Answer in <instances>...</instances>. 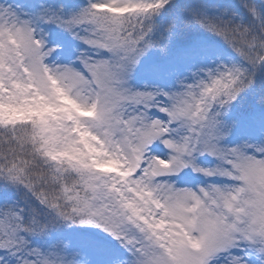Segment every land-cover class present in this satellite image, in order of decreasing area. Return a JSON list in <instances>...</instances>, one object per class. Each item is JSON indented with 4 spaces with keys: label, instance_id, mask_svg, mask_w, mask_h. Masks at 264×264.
Instances as JSON below:
<instances>
[{
    "label": "snow or ice",
    "instance_id": "6c2138e0",
    "mask_svg": "<svg viewBox=\"0 0 264 264\" xmlns=\"http://www.w3.org/2000/svg\"><path fill=\"white\" fill-rule=\"evenodd\" d=\"M0 264H264V0H0Z\"/></svg>",
    "mask_w": 264,
    "mask_h": 264
}]
</instances>
